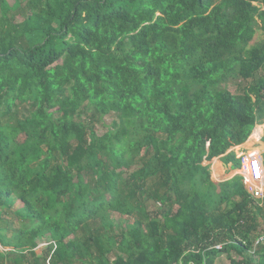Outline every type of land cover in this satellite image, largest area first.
<instances>
[{
  "label": "trees",
  "instance_id": "1",
  "mask_svg": "<svg viewBox=\"0 0 264 264\" xmlns=\"http://www.w3.org/2000/svg\"><path fill=\"white\" fill-rule=\"evenodd\" d=\"M260 30L264 0H0V264H264V188L212 169L264 123Z\"/></svg>",
  "mask_w": 264,
  "mask_h": 264
},
{
  "label": "crops",
  "instance_id": "2",
  "mask_svg": "<svg viewBox=\"0 0 264 264\" xmlns=\"http://www.w3.org/2000/svg\"><path fill=\"white\" fill-rule=\"evenodd\" d=\"M257 130L261 131V134L257 139H253L252 136H250V138L244 144H242L236 148H233L232 151L236 152L238 158H240L242 155L247 156L249 158L261 157L263 164H264V141H263L264 123L257 125L252 134L254 135ZM220 162H221V164L219 165L218 169H224L225 170L224 173L218 174L214 170L216 177H218V179L220 181L229 180V179L234 178L237 175H240L243 177L248 190L252 194L259 197L257 194H260V192H258V191L264 188V186H263L264 182L263 183L258 182L259 184L257 185V187H255V185H253V182L254 181L257 182V180L251 174L248 167L247 168L242 167L241 170H230L231 165L223 167L221 159H220ZM227 171L232 172V173L234 172V174L230 175V176H228V174L224 175L225 172H227Z\"/></svg>",
  "mask_w": 264,
  "mask_h": 264
},
{
  "label": "built area",
  "instance_id": "3",
  "mask_svg": "<svg viewBox=\"0 0 264 264\" xmlns=\"http://www.w3.org/2000/svg\"><path fill=\"white\" fill-rule=\"evenodd\" d=\"M242 166L248 167L251 174L255 177V179L259 183L264 182V164L261 159V157H255V158H249L247 156L242 155L240 157ZM261 194H263V189L259 190ZM264 243V235L260 236L254 243V247H256L258 244ZM217 249H222L223 245L216 246ZM255 251V250H254Z\"/></svg>",
  "mask_w": 264,
  "mask_h": 264
},
{
  "label": "rangeland",
  "instance_id": "4",
  "mask_svg": "<svg viewBox=\"0 0 264 264\" xmlns=\"http://www.w3.org/2000/svg\"><path fill=\"white\" fill-rule=\"evenodd\" d=\"M9 2H10V4H13L14 3V0H9ZM264 37V33L260 30L259 32H258V34L256 35V38H255V40L252 42V44L256 41V40H259V39H261V38H263ZM227 88L232 92V93H236L237 92V89H238V87H237V85L236 84H234V83H230L228 86H227ZM112 120V117H108L107 118V121H108V123H110V121ZM258 131V130H257ZM260 131V130H259ZM102 132H104V129L103 128H99V133L101 134ZM261 134V133H260ZM252 136V138L254 137V135L252 134L251 135ZM259 137V136H258ZM221 164V162H220V159H218L216 162H215V164L212 166V169L213 170H215V172L216 173H218V174H223L224 173V169H218V167H219V165ZM245 168H247V167H245ZM228 174V176H230V175H233L234 174V172L232 173V172H225V174L224 175H227ZM227 177V176H226ZM259 183H258V181L256 182V181H254L253 182V185H255V187H257V185H258ZM259 197H261L262 196V194L260 193V194H257ZM20 204H17V206H19ZM11 232H9L8 234H10ZM43 245H45V244H42V246ZM217 264H230V260L228 259V256L226 255V254H222L221 256H219V258L217 259Z\"/></svg>",
  "mask_w": 264,
  "mask_h": 264
},
{
  "label": "bare ground",
  "instance_id": "5",
  "mask_svg": "<svg viewBox=\"0 0 264 264\" xmlns=\"http://www.w3.org/2000/svg\"><path fill=\"white\" fill-rule=\"evenodd\" d=\"M255 133H256V132H255ZM257 133H258V135L260 136V131H259V130L257 131Z\"/></svg>",
  "mask_w": 264,
  "mask_h": 264
},
{
  "label": "water",
  "instance_id": "6",
  "mask_svg": "<svg viewBox=\"0 0 264 264\" xmlns=\"http://www.w3.org/2000/svg\"><path fill=\"white\" fill-rule=\"evenodd\" d=\"M230 151H232V150H230ZM263 186H264V183H263Z\"/></svg>",
  "mask_w": 264,
  "mask_h": 264
}]
</instances>
